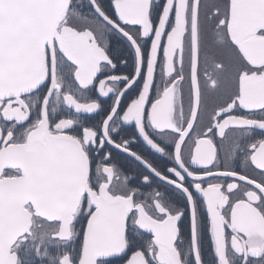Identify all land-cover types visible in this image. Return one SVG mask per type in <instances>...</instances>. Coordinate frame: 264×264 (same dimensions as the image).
I'll return each mask as SVG.
<instances>
[{"label":"flooded vegetation","instance_id":"1","mask_svg":"<svg viewBox=\"0 0 264 264\" xmlns=\"http://www.w3.org/2000/svg\"><path fill=\"white\" fill-rule=\"evenodd\" d=\"M73 1L43 83L0 100V152L47 124L80 146L91 194L132 203L124 252L96 264H264V0H94L131 42ZM32 203L16 264H80L89 196L71 225Z\"/></svg>","mask_w":264,"mask_h":264},{"label":"water","instance_id":"2","mask_svg":"<svg viewBox=\"0 0 264 264\" xmlns=\"http://www.w3.org/2000/svg\"><path fill=\"white\" fill-rule=\"evenodd\" d=\"M88 1L104 23L131 42L98 9L94 0ZM70 5L71 0H0V100L29 94L43 83L46 47L53 51ZM118 16L124 23L128 19L141 22V14L135 12L122 11ZM73 34L77 38L83 36V33ZM58 45L60 52L76 64L64 52L69 48L62 41ZM14 167L21 168L22 178L0 179V264H16L11 247L26 231L22 228L25 202H33L34 215L62 220V224L66 223L65 216L71 225L83 195L89 196L93 212L87 222L80 264H96L124 252L126 221L132 203L119 197L110 199L102 192L99 196L89 192L88 162L75 141L54 136L47 124L40 125L24 144L0 152V175L3 169ZM139 216L143 219L141 213ZM138 227L145 231L140 220ZM60 264L70 263L64 257ZM127 264H145V261L134 255Z\"/></svg>","mask_w":264,"mask_h":264},{"label":"rangeland","instance_id":"3","mask_svg":"<svg viewBox=\"0 0 264 264\" xmlns=\"http://www.w3.org/2000/svg\"><path fill=\"white\" fill-rule=\"evenodd\" d=\"M70 17V16H69ZM71 19H74L75 21L74 22H76V23H83V22H85L84 20V18H82V19H79V17H77V16H75L74 15V11H73V13H72V15H71V17H70Z\"/></svg>","mask_w":264,"mask_h":264},{"label":"trees","instance_id":"4","mask_svg":"<svg viewBox=\"0 0 264 264\" xmlns=\"http://www.w3.org/2000/svg\"><path fill=\"white\" fill-rule=\"evenodd\" d=\"M74 1H78V0H74ZM74 1H73V2H74ZM80 213H81V212H80Z\"/></svg>","mask_w":264,"mask_h":264}]
</instances>
